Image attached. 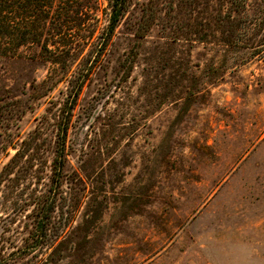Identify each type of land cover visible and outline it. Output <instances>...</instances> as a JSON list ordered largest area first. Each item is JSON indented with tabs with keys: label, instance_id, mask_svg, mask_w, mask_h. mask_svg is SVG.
I'll return each mask as SVG.
<instances>
[{
	"label": "rangeland",
	"instance_id": "rangeland-1",
	"mask_svg": "<svg viewBox=\"0 0 264 264\" xmlns=\"http://www.w3.org/2000/svg\"><path fill=\"white\" fill-rule=\"evenodd\" d=\"M144 1L132 0L72 111L58 203L78 201L75 215L41 244L31 209L13 207L26 185L1 187L0 264H264V54L159 25L137 39ZM37 52L0 58V169L37 125L52 158L67 84L40 89L49 66Z\"/></svg>",
	"mask_w": 264,
	"mask_h": 264
},
{
	"label": "trees",
	"instance_id": "trees-1",
	"mask_svg": "<svg viewBox=\"0 0 264 264\" xmlns=\"http://www.w3.org/2000/svg\"><path fill=\"white\" fill-rule=\"evenodd\" d=\"M102 1L105 5L100 0H0V58L20 57L26 50L37 48L38 57L49 66L40 89L47 86L49 91L60 82L67 84L49 165L38 150L43 128L37 125L0 169L3 193L6 188L13 193L26 185L14 194L13 207L31 209L33 229L29 238L41 240V244H51L63 235L79 205L78 201L58 203V199H64L66 135L72 111L83 84L99 65L132 4V0ZM155 25L168 31L172 39L217 43L264 54V0H145L133 34L141 39ZM138 44L130 49L133 57ZM130 66L128 63L127 73ZM42 95L41 91L37 93V97ZM39 159L42 165L35 167ZM57 212L58 219L54 215Z\"/></svg>",
	"mask_w": 264,
	"mask_h": 264
}]
</instances>
